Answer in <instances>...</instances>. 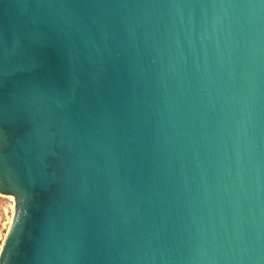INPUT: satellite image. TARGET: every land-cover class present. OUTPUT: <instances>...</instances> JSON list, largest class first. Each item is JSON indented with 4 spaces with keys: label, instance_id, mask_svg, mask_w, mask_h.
I'll use <instances>...</instances> for the list:
<instances>
[{
    "label": "water",
    "instance_id": "95a60500",
    "mask_svg": "<svg viewBox=\"0 0 264 264\" xmlns=\"http://www.w3.org/2000/svg\"><path fill=\"white\" fill-rule=\"evenodd\" d=\"M0 264H264V0H0Z\"/></svg>",
    "mask_w": 264,
    "mask_h": 264
},
{
    "label": "rangeland",
    "instance_id": "374dc122",
    "mask_svg": "<svg viewBox=\"0 0 264 264\" xmlns=\"http://www.w3.org/2000/svg\"><path fill=\"white\" fill-rule=\"evenodd\" d=\"M17 202L0 195V254L17 213Z\"/></svg>",
    "mask_w": 264,
    "mask_h": 264
},
{
    "label": "snow or ice",
    "instance_id": "6c2138e0",
    "mask_svg": "<svg viewBox=\"0 0 264 264\" xmlns=\"http://www.w3.org/2000/svg\"><path fill=\"white\" fill-rule=\"evenodd\" d=\"M4 142H5V138H4L3 134L0 133V152H2V150H3Z\"/></svg>",
    "mask_w": 264,
    "mask_h": 264
}]
</instances>
